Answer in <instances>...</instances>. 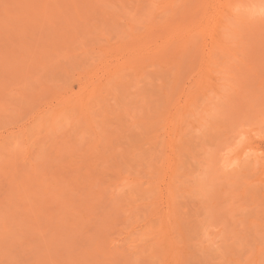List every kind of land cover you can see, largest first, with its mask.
Masks as SVG:
<instances>
[{
	"label": "rangeland",
	"instance_id": "1",
	"mask_svg": "<svg viewBox=\"0 0 264 264\" xmlns=\"http://www.w3.org/2000/svg\"><path fill=\"white\" fill-rule=\"evenodd\" d=\"M164 1L0 0V264H264V0Z\"/></svg>",
	"mask_w": 264,
	"mask_h": 264
},
{
	"label": "bare ground",
	"instance_id": "2",
	"mask_svg": "<svg viewBox=\"0 0 264 264\" xmlns=\"http://www.w3.org/2000/svg\"><path fill=\"white\" fill-rule=\"evenodd\" d=\"M165 1H166V0H165ZM165 1H164V2H165ZM171 1H172V0H171ZM52 2H53V1H52ZM173 2H174V1H173ZM246 2H247V0H246ZM251 2H252V1H251ZM143 3H145V2H143ZM252 3H254V2H252ZM257 3H258V2H257ZM262 3H263V2H262ZM105 4L107 5V3H105ZM175 4H176V3H175ZM246 4H247V3H246ZM248 4H249V2H248ZM254 4H255V3H254ZM52 5H53V4H52ZM70 5H71V4H70ZM173 5H174V4H173ZM17 6H18V5H17ZM146 6H147V5H146ZM246 6H247V5H246ZM254 6H255V5H254ZM19 8H20V7H19ZM141 8H142V7H141ZM72 11H73V10H72ZM1 13H3V12H1ZM31 13H32V12H31ZM44 13H45V12H44ZM45 14H46V13H45ZM45 14H44V15H45ZM98 14H99V13H98ZM48 15H49V14H48ZM1 17H2V16H1ZM47 17H48V16H47ZM117 17H118V16H117ZM130 17H131V16H130ZM17 18H18V17H17ZM146 18H148V17H146ZM85 19H86V18H85ZM153 21H154V20H153ZM61 22H62V21H61ZM66 22H67V21H66ZM62 24H63V23H62ZM103 25H104V24H103ZM227 28H228V27H227ZM131 29H132V28H131ZM132 30H133V29H132ZM129 32H130V30H129ZM46 33H47V32H46ZM117 33H118V32H117ZM127 33H128V32H127ZM50 35H51V34H50ZM132 38H133V36H132ZM139 38H140V36H139ZM135 39H137V37H136ZM145 45H146V43H145ZM145 45H144V46H145ZM32 47H33V46H32ZM132 49H133V48H132ZM127 50H128V49H127ZM137 50H138V49H137ZM129 51H130V50H129ZM134 51H135V50H134ZM131 52H133V51H131ZM131 52H130V53H131ZM135 52H136V51H135ZM137 52H138V51H137ZM129 57H130V56H129ZM136 57H137V56H136ZM110 61H111V60H110ZM25 62H26V61H25ZM33 66H34V65H33ZM33 68H34V67H33ZM111 68H112V67H111ZM21 72H22V71H21ZM115 77H116V76H115ZM113 84H114V83H113ZM107 87H108V86H107ZM71 98H72V97H71ZM61 101H62V100H61ZM65 101H66V99H65ZM71 102H72V101H71ZM68 104H69V103H68ZM65 108H66V107H65ZM63 110H64V109H63ZM185 110H186V111H189V110H187V108H185L184 111H185ZM184 113H185V112H184ZM185 114H186V113H185ZM187 114H188V113H187ZM42 116H43V115H42ZM42 116H41V117H42ZM43 118H44V117H43ZM45 118H46V117H45ZM232 153H233V152H232ZM229 154H230V153H229Z\"/></svg>",
	"mask_w": 264,
	"mask_h": 264
}]
</instances>
